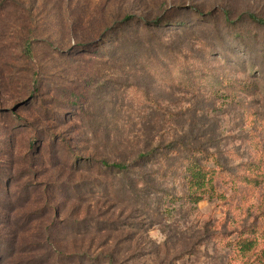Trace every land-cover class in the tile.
I'll use <instances>...</instances> for the list:
<instances>
[{"label":"rangeland","instance_id":"obj_1","mask_svg":"<svg viewBox=\"0 0 264 264\" xmlns=\"http://www.w3.org/2000/svg\"><path fill=\"white\" fill-rule=\"evenodd\" d=\"M247 12L264 0H0L1 217L28 241L76 221L57 240L118 264H264V27ZM175 139L237 173L224 198L170 199L177 159L156 187L103 165Z\"/></svg>","mask_w":264,"mask_h":264},{"label":"trees","instance_id":"obj_2","mask_svg":"<svg viewBox=\"0 0 264 264\" xmlns=\"http://www.w3.org/2000/svg\"><path fill=\"white\" fill-rule=\"evenodd\" d=\"M194 7L199 15L204 14L201 8ZM231 14L230 11L225 12V16L229 21H231ZM246 15L249 19L264 27V14L247 12ZM136 17L137 15L127 13L123 19L112 18V21L105 26L103 33L105 32L111 38H115L120 25L124 22L125 24L131 23ZM139 19L143 22L146 20L144 17H139ZM155 19L159 22L164 17L162 14H157ZM96 40H90L86 44L79 42L72 50L74 51L77 48L87 49L93 46ZM176 159L178 160V167L174 168L172 172L175 179H180V185L184 192L180 196L171 195L170 199L173 201L184 198L185 201L198 204L205 198H224V195L216 187L218 179L227 173L233 174V176L237 174L236 172L231 173L232 171L220 162L217 153L202 149L200 146L190 147L183 144L180 139L173 140L166 147L155 144L154 147L141 151L134 158L124 160V162L103 160V165L109 169H117V172L124 174L127 183L130 182L135 187L140 183L156 187L163 185L170 175L167 169H163L160 178H157V172L154 171L152 166H161L162 163L174 164L177 161ZM0 207V209H4L3 206L0 205ZM13 209L11 207L9 210L15 211ZM61 211L58 209L56 214H60ZM62 221L60 222L58 218L56 221H51L47 228L48 234L30 236L28 241L19 231V227H21L19 221H12L11 215L5 217L4 220L0 215V264H118L115 262L117 258L114 252H100L92 255L90 251L71 250L67 244L57 240L54 233L61 234L64 231L65 235L69 234L70 236L76 232L80 233L78 228L73 227L76 221L69 219ZM59 224L68 229L58 228ZM92 225L93 223L90 222L86 227L85 231L87 233L92 230ZM106 243H109V241ZM127 259L124 258V262H127Z\"/></svg>","mask_w":264,"mask_h":264}]
</instances>
